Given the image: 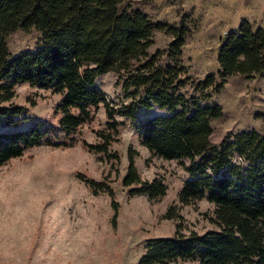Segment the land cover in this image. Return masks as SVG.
Listing matches in <instances>:
<instances>
[{"label":"trees","instance_id":"trees-1","mask_svg":"<svg viewBox=\"0 0 264 264\" xmlns=\"http://www.w3.org/2000/svg\"><path fill=\"white\" fill-rule=\"evenodd\" d=\"M124 1L0 0V127L18 123L24 106L12 101L14 85L28 81L62 94L55 110L64 131L60 135L47 120L27 129L0 131V166L29 147L76 142V133L94 119L101 105L106 126L95 129L96 141L83 143L118 158L110 151L118 140L116 114L134 119L140 106L158 105L168 112L150 115L137 125L141 142L154 155L189 159V178L179 200L213 202L209 218L217 229L151 237L139 264H163L178 257L198 264H264V128L243 129L212 141V120L223 114L221 104L200 102L182 90L188 78L182 56L187 25L152 19L141 7L123 5ZM18 28L39 32L35 47L9 50L7 38ZM155 28L171 30L173 39L166 48L151 51ZM218 62L224 79L236 72L264 75V26L253 28L243 19L221 40ZM109 70L117 71L123 87L131 89V99L121 105L112 103L95 84L97 76ZM215 79L214 72L208 73L197 86L218 91L223 80ZM137 154L129 148L123 185L132 195H164L167 185L161 178L144 179L139 173ZM78 175L95 194H114L107 181Z\"/></svg>","mask_w":264,"mask_h":264},{"label":"rangeland","instance_id":"rangeland-1","mask_svg":"<svg viewBox=\"0 0 264 264\" xmlns=\"http://www.w3.org/2000/svg\"><path fill=\"white\" fill-rule=\"evenodd\" d=\"M128 2L152 19L187 25L182 56L188 78L182 90L200 102L221 104L223 114L212 120V141L220 142L239 130L264 128V75L236 72L224 79L218 62L221 40L229 30L238 29L243 19L253 28L264 26V0H125L123 5ZM38 36L35 28H18L8 36V48L13 53L33 48ZM153 36L151 51L166 48L173 32L155 28ZM211 72L217 82L223 80L218 91L214 86H197V80ZM95 84L116 105L131 99V89L123 87L115 70L99 74ZM14 88L12 101L24 109L16 125L0 127V131L27 129L47 120L64 134L55 110L62 94L28 81H18ZM160 112L168 110L140 106L134 119L116 114L118 140L110 151L118 153V158L95 152L83 143L96 141L95 129L106 126V109L101 105L94 119L76 133V142L29 147L1 165L0 264H139L151 237L217 229L209 218L215 209L213 202L206 198L189 203L179 200L180 189L189 178L185 169L189 159L154 155L141 142L137 125ZM130 147L138 151L135 160L141 176L161 178L167 185L164 195H132L123 185ZM79 172L107 181L114 194H95ZM163 264L198 262L178 257Z\"/></svg>","mask_w":264,"mask_h":264}]
</instances>
